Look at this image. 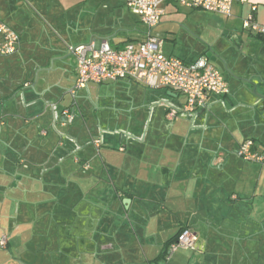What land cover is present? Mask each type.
<instances>
[{
  "label": "crops",
  "instance_id": "1",
  "mask_svg": "<svg viewBox=\"0 0 264 264\" xmlns=\"http://www.w3.org/2000/svg\"><path fill=\"white\" fill-rule=\"evenodd\" d=\"M252 6L264 25V0L235 1L208 47L180 57L217 55L229 94L169 118L184 96L165 88L69 93L72 47L143 39L121 0H0L20 38L0 56V264H264V35L242 27ZM246 139L262 163L235 154ZM183 228L194 248L167 257Z\"/></svg>",
  "mask_w": 264,
  "mask_h": 264
},
{
  "label": "built area",
  "instance_id": "2",
  "mask_svg": "<svg viewBox=\"0 0 264 264\" xmlns=\"http://www.w3.org/2000/svg\"><path fill=\"white\" fill-rule=\"evenodd\" d=\"M127 9L138 16L146 32L137 43L129 42L121 49L112 48L107 40H91L71 48L76 58V77L69 93L75 97L77 91L88 84L105 81L141 83L146 87L165 88L184 96L181 109H171L168 117L185 115L197 108H205L211 96L223 97L229 94V86L222 71L206 57L184 61L163 52V40L154 29L166 14L165 5L176 4L188 9H201L228 16L233 2L247 0H121ZM252 12L242 22L243 29L254 35H264V25L258 24ZM19 35L0 19V56L17 52ZM62 119L71 123L74 115L68 109L62 111ZM99 146L101 139L93 140ZM122 150V148H120ZM235 154L244 161L263 162V156L255 150L251 139L242 141ZM85 165L83 168L86 169ZM197 237L189 228H183L168 245L166 255L181 248H194ZM6 237L0 238V247H5Z\"/></svg>",
  "mask_w": 264,
  "mask_h": 264
},
{
  "label": "rangeland",
  "instance_id": "3",
  "mask_svg": "<svg viewBox=\"0 0 264 264\" xmlns=\"http://www.w3.org/2000/svg\"><path fill=\"white\" fill-rule=\"evenodd\" d=\"M223 26L224 17L221 14L174 4L167 6L165 17L154 29V34L163 40L165 54L173 53L190 60L199 56L204 46L208 47L205 39L216 34L217 27Z\"/></svg>",
  "mask_w": 264,
  "mask_h": 264
},
{
  "label": "water",
  "instance_id": "4",
  "mask_svg": "<svg viewBox=\"0 0 264 264\" xmlns=\"http://www.w3.org/2000/svg\"><path fill=\"white\" fill-rule=\"evenodd\" d=\"M206 58L209 59L214 64H216L222 71L224 70L227 71L224 62L217 55L213 54L211 51H208L206 53Z\"/></svg>",
  "mask_w": 264,
  "mask_h": 264
}]
</instances>
